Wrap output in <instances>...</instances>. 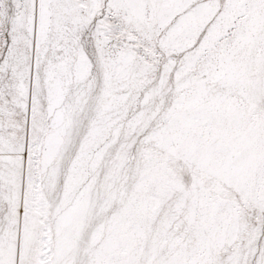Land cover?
Returning <instances> with one entry per match:
<instances>
[{
  "label": "snow or ice",
  "instance_id": "snow-or-ice-1",
  "mask_svg": "<svg viewBox=\"0 0 264 264\" xmlns=\"http://www.w3.org/2000/svg\"><path fill=\"white\" fill-rule=\"evenodd\" d=\"M0 264H264V0H0Z\"/></svg>",
  "mask_w": 264,
  "mask_h": 264
}]
</instances>
